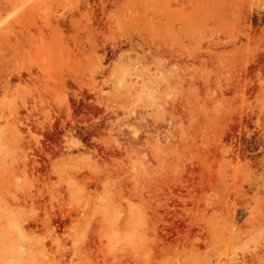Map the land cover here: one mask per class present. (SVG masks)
Returning a JSON list of instances; mask_svg holds the SVG:
<instances>
[{"label":"rangeland","instance_id":"obj_1","mask_svg":"<svg viewBox=\"0 0 264 264\" xmlns=\"http://www.w3.org/2000/svg\"><path fill=\"white\" fill-rule=\"evenodd\" d=\"M0 264H264V0H0Z\"/></svg>","mask_w":264,"mask_h":264}]
</instances>
